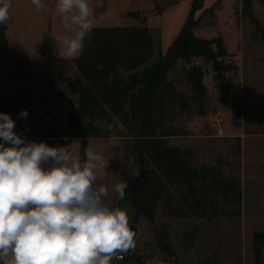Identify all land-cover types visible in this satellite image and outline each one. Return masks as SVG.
<instances>
[{
  "label": "rangeland",
  "instance_id": "obj_1",
  "mask_svg": "<svg viewBox=\"0 0 264 264\" xmlns=\"http://www.w3.org/2000/svg\"><path fill=\"white\" fill-rule=\"evenodd\" d=\"M21 1L26 7L32 6L31 0ZM199 2L200 10L195 13V18L201 17V22L195 34L200 39H222L227 55L218 60L223 68L222 76L213 71L212 63L203 59H192L190 63L180 60L168 77L181 94L191 98L190 105L188 111L178 105H169L164 129L179 132L180 136L169 142L172 146L191 150L196 168L214 167L224 178H235L240 184L243 202L235 207L222 208L220 205V216L211 220L166 218L161 202L153 223L143 217L135 222L134 209L129 202L118 199L114 186L123 182L125 176L137 178L141 174L139 154L132 148L136 138L117 118L111 123L96 122L95 126L101 129L104 138L91 139L87 145V149L102 156L95 169L94 187H106L108 195L104 203L110 208L125 210L130 227L139 229L135 249L122 254L124 259L121 261L114 258L111 264L256 263L254 235L256 232L264 234V0ZM171 3H160L167 6L165 11H169V15L174 9ZM245 8L250 9L257 24L247 15ZM134 21L133 18H124L123 22L132 25L123 24L121 27H133ZM163 28L169 29V23L163 24ZM169 39L170 35L165 32L162 44L166 45ZM4 45L0 39V113L8 114L6 104L15 99L22 85L1 55ZM156 60L150 59L145 67ZM72 62L62 81L51 86L46 76L43 51L41 58L30 64L19 61L29 78L25 86H30L32 100L19 112L13 111L9 115L15 121L14 131L27 141L48 144L51 141L45 137L48 129L59 126L63 131L68 128V115L78 107L75 93L78 71ZM192 65L201 67L205 73L203 83L208 96L204 117L197 114L199 104L187 81ZM63 102L70 106H63ZM238 102L241 104L239 112L236 110ZM53 105L56 109L50 111L48 107ZM22 110H27L26 117L20 115ZM49 116L54 118L50 124L44 121ZM218 127L224 130V136L218 135ZM53 141L54 147H67L74 158L84 162L82 139L58 138ZM73 147L78 151L74 152ZM144 160H147L145 154ZM159 234L164 235L165 248L158 243Z\"/></svg>",
  "mask_w": 264,
  "mask_h": 264
},
{
  "label": "trees",
  "instance_id": "obj_2",
  "mask_svg": "<svg viewBox=\"0 0 264 264\" xmlns=\"http://www.w3.org/2000/svg\"><path fill=\"white\" fill-rule=\"evenodd\" d=\"M199 1L194 0L187 22L168 52L160 54L149 67L145 65L153 58L154 41L147 26L93 29L85 38L81 56L72 62L78 71L75 88L78 107L69 113L66 130L55 126L45 132V137L51 140L47 144L50 147L55 146L53 139H82L83 160L86 161L88 141L104 138L95 123H111L117 118L136 138L132 148L136 154H145V167L150 168L137 186V178H123L128 184L124 200L134 209L135 222L143 217L153 223L161 202L166 218L194 217L199 220L220 216V205L222 208L235 207L243 202L240 184L235 178H224L214 167L196 168L191 150L172 146L169 142L180 136L179 132L164 129L169 105H178L188 111L191 100L176 89L169 80V72L180 60L190 63L192 59L200 58L213 64L227 56L221 38L207 40L195 35L194 30L201 22V17L195 18V13L200 10ZM128 16L141 19L140 12ZM9 23L10 19L7 24L0 25L3 45L7 43L5 31ZM42 51L47 80L53 86L62 81L71 62L55 56L54 43L48 36ZM8 52L15 55L13 51ZM1 55L21 81L14 62ZM204 76L203 69L196 65L191 66L187 75L188 85L199 104L197 114L200 117L206 116L204 106L208 96ZM29 88L22 86L15 99L6 104L8 114L19 112L32 100ZM48 108L54 111L56 106ZM240 108L238 102L237 112ZM158 243L165 248L163 234L158 235ZM253 252L255 264H262L264 234L255 233Z\"/></svg>",
  "mask_w": 264,
  "mask_h": 264
},
{
  "label": "clouds",
  "instance_id": "obj_3",
  "mask_svg": "<svg viewBox=\"0 0 264 264\" xmlns=\"http://www.w3.org/2000/svg\"><path fill=\"white\" fill-rule=\"evenodd\" d=\"M31 4L45 8L42 0ZM10 8L11 0H0V25ZM55 8L71 34L57 37L59 54L77 58L93 30L88 0H56ZM15 126L0 113V264H111L134 250L126 211L107 206V188L94 187L102 156L86 149L81 162L67 147L27 141ZM127 187L126 181L114 186L119 200Z\"/></svg>",
  "mask_w": 264,
  "mask_h": 264
},
{
  "label": "crops",
  "instance_id": "obj_4",
  "mask_svg": "<svg viewBox=\"0 0 264 264\" xmlns=\"http://www.w3.org/2000/svg\"><path fill=\"white\" fill-rule=\"evenodd\" d=\"M163 1L173 3L174 9L170 15L169 11H165L167 6L160 4ZM42 3L45 8L37 10L33 5L30 8L26 7L21 0H11L10 23L5 31L9 49L15 53L22 64H30L41 58L43 42L48 36L54 43V54L57 58L70 62L78 59L82 52L74 59H65L60 56L61 46L57 37L62 34H71L66 33L62 27L61 17L55 8L56 0H42ZM193 3L194 0H88L93 29L121 27L123 24L132 25L129 22H123V19H132L133 17L128 16L129 13L140 12L141 19L133 18L135 19L132 22L133 27L143 24L150 29L154 41L153 59H158L160 54L165 55L171 48L188 20ZM167 23L170 28H163V24L167 25ZM165 32L170 35V39L166 45H163L161 39Z\"/></svg>",
  "mask_w": 264,
  "mask_h": 264
},
{
  "label": "water",
  "instance_id": "obj_5",
  "mask_svg": "<svg viewBox=\"0 0 264 264\" xmlns=\"http://www.w3.org/2000/svg\"><path fill=\"white\" fill-rule=\"evenodd\" d=\"M245 12L247 13V15H249L251 17V19L253 20V22L255 24H257V21L254 17V15L251 13L250 9L248 8H245ZM9 51V47L7 44L4 45L3 47V50H2V54L3 55H6L9 59H11L14 64H15V67H16V70H17V73L19 74V76L21 77V85L22 86H25L29 83V78L28 76L26 75V73L21 69L20 67V64H19V61L17 60V57L16 55H13L11 53L8 52ZM212 67H213V71L218 75V76H222V72H223V68L222 66L220 65V62L219 61H215L213 64H212ZM139 162H140V166L142 168V171H141V174L139 177H137V180H136V183H135V186L138 185V183L141 181V180H144L146 178V175H147V170L144 168L145 167V160H144V154L143 153H140L139 154ZM131 229L135 232V238L138 234V231L139 229L136 227V226H131Z\"/></svg>",
  "mask_w": 264,
  "mask_h": 264
},
{
  "label": "built area",
  "instance_id": "obj_6",
  "mask_svg": "<svg viewBox=\"0 0 264 264\" xmlns=\"http://www.w3.org/2000/svg\"><path fill=\"white\" fill-rule=\"evenodd\" d=\"M63 106H70V105H69L68 103L63 102ZM53 119H54V118H53L52 116H49V117H46V118L44 119V121H45L46 123L50 124V123H52ZM217 129H218V130H217L218 135H219V136H224V130L221 129L220 127H218ZM73 151H74V152H77V151H78V148H77V147H73ZM102 167H103V164L101 165V168H102ZM123 259H124V256H123L122 259H117V260L121 261V260H123Z\"/></svg>",
  "mask_w": 264,
  "mask_h": 264
}]
</instances>
